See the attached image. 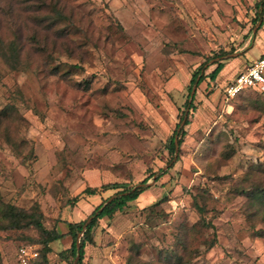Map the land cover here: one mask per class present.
Masks as SVG:
<instances>
[{
    "label": "rangeland",
    "instance_id": "374dc122",
    "mask_svg": "<svg viewBox=\"0 0 264 264\" xmlns=\"http://www.w3.org/2000/svg\"><path fill=\"white\" fill-rule=\"evenodd\" d=\"M257 1L0 0V39L22 60L12 70L0 58V204L39 202L50 227L102 201L70 208L85 186L154 172L123 211L98 220L87 264H264V200L239 191L264 187V91L226 97L224 83L205 78L178 157L169 162L165 148L192 72L255 56L244 51L264 39ZM21 233L0 232L14 238L0 239L5 264H16ZM70 242L51 244L49 264Z\"/></svg>",
    "mask_w": 264,
    "mask_h": 264
},
{
    "label": "trees",
    "instance_id": "16d2710c",
    "mask_svg": "<svg viewBox=\"0 0 264 264\" xmlns=\"http://www.w3.org/2000/svg\"><path fill=\"white\" fill-rule=\"evenodd\" d=\"M56 15L53 18L54 22L60 19L61 13L56 11ZM264 17V0H259L255 3V10H254V18L252 21L262 20ZM263 22L259 28L262 26ZM225 52H220L215 54L216 57L219 55L224 54ZM263 54V53H262ZM261 54V55H262ZM0 58L3 62L7 65L8 68L15 70L18 69L21 64L22 60L19 57V53L17 51V46L15 45L14 40L4 43L0 39ZM209 59V58H207ZM206 62H203L198 66L191 74V78L188 84V98L186 99L184 106V110L182 111L179 121L175 124L172 133L167 138V142L165 148L170 155L169 162L173 161L178 157V151L180 149V145L183 141V137L186 134L185 126L189 123L188 119V111H192L195 109V105L193 104L194 95L196 92V88L199 84L205 79L208 78L210 81L216 82L215 78L219 71L224 66L222 60H218L215 63L214 68L204 74L202 72V67ZM73 67H76L75 65ZM195 84V91L190 98V92L192 86ZM256 91V90H255ZM259 92V91H258ZM0 110V115L4 116L6 112ZM167 170L163 168L160 169L159 175L156 177L155 181ZM154 172H151L148 177L142 179L138 183L135 184H126L125 182L119 181H108L105 183H101L98 186L87 185L85 186L79 193L69 197L66 199V204L70 208H74L77 202L89 196H101L102 201L98 203L93 210L86 216V218L79 219V220H63L59 215L55 218V221L52 226L48 227L44 224V214L41 209L39 202L33 203L28 208H22L16 206L12 203H1L0 204V232H15L21 231L22 233L19 234V237L16 238L17 240H22L20 246L32 244L36 242L39 244L37 249V256L31 258L27 261L26 264H49L48 255L52 250L51 244L65 236H69L71 238L70 245L67 248H64L58 251V256L61 261L65 262L66 264H72L73 260L78 254V258L75 264H87L84 261L85 258V246L87 243H92L93 238L92 234L95 227L98 224V220L102 218L110 219L114 216L115 213L121 212L124 210L126 206L131 201H134L140 193H142L147 187L145 185L147 179L152 177ZM250 188L244 187L239 189L242 193L246 196L251 197L253 199L258 200L259 203H262L264 200V187L260 185L255 186H248ZM113 196L111 199H109ZM109 199V201H107ZM162 199V198H160ZM107 201V202H106ZM159 201V200H158ZM105 203V205H103ZM253 204V203H252ZM251 204V205H252ZM258 206V204H257ZM195 207L197 211L203 215L205 208L203 205L198 204L195 200ZM203 225L207 227L214 228V225L211 222H205L204 218L202 217ZM64 222L66 225V231L60 232L57 228V223ZM31 231H36L38 233V237L32 236L30 234ZM27 234H25V233ZM82 233L79 237V247L77 248V240L78 234ZM0 239H14L12 236H4L0 237ZM215 239V237L213 238ZM213 244V241L209 243L207 249L210 248ZM18 246V248L20 247ZM17 248V250H18ZM169 258L171 257L168 254ZM181 261V257H178ZM0 264L3 263L2 252L0 249ZM16 264H20L17 258ZM127 264H134L131 258L127 259Z\"/></svg>",
    "mask_w": 264,
    "mask_h": 264
},
{
    "label": "built area",
    "instance_id": "2783aa9c",
    "mask_svg": "<svg viewBox=\"0 0 264 264\" xmlns=\"http://www.w3.org/2000/svg\"><path fill=\"white\" fill-rule=\"evenodd\" d=\"M245 89L264 91V53L254 58L244 70L222 87L226 97H232ZM37 253L34 244L22 245L17 250V258L20 264H26Z\"/></svg>",
    "mask_w": 264,
    "mask_h": 264
},
{
    "label": "crops",
    "instance_id": "0c3cea01",
    "mask_svg": "<svg viewBox=\"0 0 264 264\" xmlns=\"http://www.w3.org/2000/svg\"><path fill=\"white\" fill-rule=\"evenodd\" d=\"M249 44L251 46L250 49L244 51V55L247 52H250L251 49L256 50L255 52V56H253V58L251 60H247L245 63H240L239 60L236 58H232L230 59V61H228L227 63L224 64V66L222 67V69L219 71V73L216 75L215 81L217 83H224L222 85V87L228 83L230 80H232L235 75L244 70L245 67L256 57L260 56L262 53H264V39L261 37V35H254L253 38L250 37V39L248 40ZM243 55V54H242ZM239 57V56H238ZM108 181H102L101 183H105ZM100 183V184H101ZM99 184V185H100ZM92 186H98V185H92ZM63 219V218H62ZM80 218H78L77 220H79ZM63 220H72L71 218L69 219H63ZM59 226H57V228L60 230V232H65L66 231V225L64 222H59L58 224ZM69 236H65L61 239H68ZM70 238V237H69ZM69 246V245H68ZM2 258H3V263L5 264V259L4 256L2 254ZM57 264H66L65 262L60 261Z\"/></svg>",
    "mask_w": 264,
    "mask_h": 264
},
{
    "label": "water",
    "instance_id": "95a60500",
    "mask_svg": "<svg viewBox=\"0 0 264 264\" xmlns=\"http://www.w3.org/2000/svg\"><path fill=\"white\" fill-rule=\"evenodd\" d=\"M194 91H195V84L192 86V88H191V92H190V98L189 99H191V97H192V95H193V93H194ZM155 176H153V178H154ZM145 185H147V182L145 183ZM113 196H111L109 199H111ZM109 199L107 200V201H109ZM106 201V202H107ZM106 202H104V204L103 205H105V203ZM81 232L78 234V240H77V248L79 247V237L81 236ZM77 258H78V254H76V256H75V258H74V260H73V263L72 264H75V262H76V260H77Z\"/></svg>",
    "mask_w": 264,
    "mask_h": 264
}]
</instances>
